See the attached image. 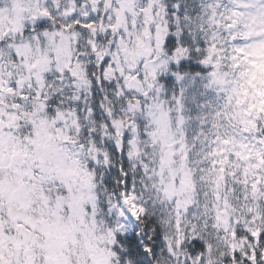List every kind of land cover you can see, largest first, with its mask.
<instances>
[{
    "label": "snow or ice",
    "instance_id": "1",
    "mask_svg": "<svg viewBox=\"0 0 264 264\" xmlns=\"http://www.w3.org/2000/svg\"><path fill=\"white\" fill-rule=\"evenodd\" d=\"M0 264H264V0H0Z\"/></svg>",
    "mask_w": 264,
    "mask_h": 264
}]
</instances>
